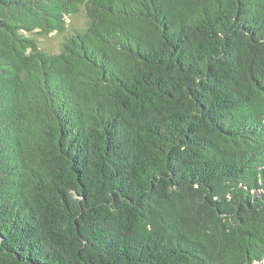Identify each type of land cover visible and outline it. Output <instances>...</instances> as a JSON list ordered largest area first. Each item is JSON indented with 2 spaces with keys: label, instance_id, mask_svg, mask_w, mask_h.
I'll list each match as a JSON object with an SVG mask.
<instances>
[{
  "label": "trees",
  "instance_id": "16d2710c",
  "mask_svg": "<svg viewBox=\"0 0 264 264\" xmlns=\"http://www.w3.org/2000/svg\"><path fill=\"white\" fill-rule=\"evenodd\" d=\"M263 263L264 0H0V264Z\"/></svg>",
  "mask_w": 264,
  "mask_h": 264
},
{
  "label": "rangeland",
  "instance_id": "374dc122",
  "mask_svg": "<svg viewBox=\"0 0 264 264\" xmlns=\"http://www.w3.org/2000/svg\"><path fill=\"white\" fill-rule=\"evenodd\" d=\"M85 8L82 9L77 15L71 17V28L68 29L65 34H52L49 37H38L40 41L41 49L45 53L58 52L62 49V44L66 41L69 36H72L78 32H85L88 27V19ZM70 22V20H69ZM264 264V263H263Z\"/></svg>",
  "mask_w": 264,
  "mask_h": 264
}]
</instances>
